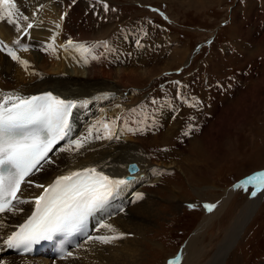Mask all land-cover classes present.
<instances>
[{
	"label": "rangeland",
	"instance_id": "rangeland-1",
	"mask_svg": "<svg viewBox=\"0 0 264 264\" xmlns=\"http://www.w3.org/2000/svg\"><path fill=\"white\" fill-rule=\"evenodd\" d=\"M34 1L37 3L41 0ZM44 1L34 5H42ZM54 1L61 7L63 0ZM200 1L203 3H189V0H92L96 7L100 3H107L111 7L110 29L119 23L140 31L144 36V57L131 55V50L129 54L126 50H120L102 58L106 61V69L126 62L129 67L152 70V75L143 80L121 86L128 95L121 97L122 105L140 108L150 105L154 97L157 100L159 98V104L171 100L177 105V111L174 105L166 102L161 105L158 114L162 109L168 115L172 113L169 124L179 119L167 140L164 138V128V131L157 128L155 132L138 136L140 141L135 144L136 150L130 153L142 159L136 161L140 168L136 173H145L153 166L155 171L139 175L145 179L141 189L137 188L142 198H136L137 201L126 208L133 207L146 196L150 198L151 203H148L153 209L149 220L142 216H130L132 221L143 223L139 238L128 228L119 231L115 226L119 238L105 246V255L114 251L127 254L130 260L136 255L134 264H167L171 257L181 251L183 243L193 230L198 229L201 221L207 215L217 213L200 230L201 234L192 246L198 257L188 260L185 256L180 258L179 264L186 260L192 264H210L231 234L236 237L222 264H264V196L241 227L243 214L247 213L249 203L254 198H250L252 187L239 188L234 196L227 192L240 176L264 168V0ZM82 4V1L74 0L73 6L69 8L70 13L66 15L65 44L69 36L79 37L77 42L89 45L94 44L86 38L104 37L99 31L102 26H107L101 20L106 11L99 14V21L96 13L101 11L102 6L92 10V16L99 22L93 21L90 13L83 14L81 28V20L78 22V19H82ZM37 14L40 15L39 11ZM41 15L42 19L51 20L48 18L53 14L48 13V17L46 14ZM53 21L50 24L54 25ZM46 28H42L46 32L43 40L50 33ZM110 32L106 33L107 39ZM83 33L90 37L81 38ZM110 41L119 46L117 36ZM134 44L135 47L139 46L136 42ZM42 48V51L46 50L47 45H42ZM67 50L66 56H78L75 49ZM134 50L139 54L137 48ZM72 60L79 63L76 59H70L68 70L77 65H73ZM175 69L182 70L169 76L165 74ZM52 71L50 68L44 70L45 74L54 73L53 76L57 77L63 76L65 72ZM20 73L21 70H16L12 74L17 76ZM136 87L138 94L133 89ZM133 93L136 95L130 97L129 94ZM187 100L190 104L194 100L201 107L191 106L190 109L184 106ZM191 125H195L194 130H190ZM165 128H168V124ZM124 144L123 140L110 142L97 164L104 162L117 170L120 164L112 160V154ZM61 153L58 152V156L52 159L53 163L58 162ZM106 155L108 158L105 159ZM96 169L111 174L105 169ZM125 169L128 171L127 167ZM217 202L211 211L204 207L205 204ZM130 213H134L133 208ZM104 229H98L99 236L103 235ZM134 237L136 241L132 239ZM97 243L100 241L93 239L82 246L65 264H77L76 261L84 254H87V259L82 264H99L102 257L92 255ZM1 250L3 256L0 257L5 261L4 264H14L12 257L5 255V249ZM117 264H124V261L121 259Z\"/></svg>",
	"mask_w": 264,
	"mask_h": 264
},
{
	"label": "bare ground",
	"instance_id": "bare-ground-1",
	"mask_svg": "<svg viewBox=\"0 0 264 264\" xmlns=\"http://www.w3.org/2000/svg\"><path fill=\"white\" fill-rule=\"evenodd\" d=\"M16 1L19 2V6L21 7L22 10L23 9L24 11L26 10L25 15H28L30 19H33L35 17L41 18L42 16L41 14H46V15L48 13H51V15L53 14L48 19L51 18V20L53 21L54 18H57L55 19V21L57 20L56 23L55 21H53L54 25L56 26V31L53 32V35H52V37L54 38L53 43H50V42H46L45 40H43V37L46 32H44L45 30H42V28H44L45 26L35 25L33 27V33L35 36L37 46H34L32 49L16 51L18 56H20L22 59H26L29 61V66L27 69H25V67L21 65L18 61L12 60L10 55L0 51V90L4 92L16 91L22 95L35 94L38 92L49 90L63 98H72L78 101L99 99V100H104L105 102H107L106 104H109V102L111 101L117 102L121 99V94L123 92L122 87H121L122 85L128 86L129 84L141 81L152 73V70H149V69L143 70V69H139V67H129L127 66L126 62H122V64L118 65V67L111 68V69H106L104 64H98L97 63L98 56H95L96 57L95 59L93 58V55L95 54V52L96 54L98 53V50H97L98 45L95 42L97 41V39L95 37L86 38L87 40H89L90 42L94 44L93 53L92 55L88 56L87 62H85V59L81 57V55L79 56L76 55L74 57L78 60L79 63L75 66V68L72 69V67H69V70H68L67 65H70V59H72L73 54L72 56H66V51L68 52V50H66L65 47H63V45H66L64 38H65V35L67 34L66 29H65L68 23L66 19L67 16L64 13H61L59 9H57V7L54 5L45 6L48 8L47 10H44L43 8L40 9L39 10L40 15L38 14L32 15L33 11L37 9V7L34 4L33 6L35 7V9H33L34 8L33 6H30L28 7V9H26L25 6H27V4L30 2L29 0H19V1L16 0ZM199 1L200 0L198 1L189 0V3H193V2L194 3L198 2V4L203 3V1H200V2ZM110 15H111V10L109 9L106 11L104 15L101 16V20H103L104 23L106 22L105 24H107V26H102L101 30L99 31L100 33H102V36H104L101 38H106L107 37L106 33H108L110 30H111V33L115 31L114 27L110 29V27H112V21L110 20L111 18L108 19ZM62 16H64L65 19H63ZM46 17H48V15ZM44 18L45 17H43V19ZM69 28H72V27H69ZM19 33L20 31L16 30L15 28H12L10 23L7 22V20H0V35L3 37L5 41L11 42V40L15 38L16 36H18ZM85 37H90V36H87V34L83 33L81 38H85ZM68 39H71L77 42L79 41L80 38L79 37L76 38L75 36H69ZM130 40H133L134 42H136L135 38L130 37ZM50 44H54L55 50H56L55 52L51 50H44V51L41 50L45 48V47L42 48V45H47V49H48V46ZM136 48L138 50V53L142 51L141 42L139 46ZM58 52L59 54H57ZM47 68H50L51 70H53L52 72H56V73H59L61 70H64L65 75L63 74V76L57 77V76H53L54 73L45 74L44 70ZM16 70H21V73L17 76L12 74ZM24 72H26L27 74L25 75ZM134 94L135 93L129 94V95H131L130 97H132ZM115 102L110 104V108L106 109L105 113L109 114L110 117H109V120H102L103 122L111 123L112 121L115 120V117H120L123 115V113L120 112L121 106L119 104H117L116 107L113 106ZM154 114H150L149 117H146L147 123H146L145 129H147V127H151L156 130L157 128L158 130L159 129L163 130L164 128L165 130V133L163 132V134L165 135L164 138L165 140L169 139L170 137H167V136L170 135L172 132H174L176 123L178 122L179 119L169 124L170 116L172 113L168 115L167 112H164L162 109L159 112V114L158 112L155 115ZM151 117L153 119H151ZM185 121H186V118L184 117L183 122ZM131 122L132 123L134 122L133 119H131ZM131 122L129 123L131 124V127H135V125L132 124ZM125 123H128V122H125ZM167 124H168V128H165V125ZM99 125L100 124L95 123V125H93L94 127L93 126L89 127L86 130L83 136L89 137L90 130H91L92 136H91V139H89L90 138L89 137L86 140L83 147H81L78 150H76L73 147L69 151H63V152L61 151L62 153L57 158L58 159L57 163L50 164L49 166H48V163H45L44 168L41 172L36 173L34 176H31V180L34 183H41V184L47 185L49 182L54 180L55 177L57 176L65 175L71 171H79L84 168L96 167V168H102V169L107 170L111 174L107 173L106 171H104V174L114 179H123L127 175H129L130 177L132 176L134 177V179L132 180H127V183L122 186V189H125V186L129 188V192L131 195L129 200L131 199L133 200L130 202L127 201L123 197V192L119 190L118 194L114 196L116 198L115 199L116 204H117L116 208H113V207L104 208L106 205H108V207H111V205H109V202L104 207L100 208L101 212L99 211L100 212L99 217L93 218L94 227L96 226L94 228V231L92 232V234H90L87 237L88 239L86 238L84 242L82 241L76 247L77 249L74 248L68 252V253H71V255L81 250L82 246L89 244L93 240V239H90L89 237H96L98 233L97 225L101 223L112 225L113 228L116 226L119 231H126L129 229V231L132 232L136 236V238H139L144 228L143 223L136 221V220L132 221L130 216L133 218L142 216L143 219H148L153 209V206L149 205L148 203L151 201L149 200L150 198L146 196L143 197L141 201L139 200L138 203L133 205V207L126 208V206L127 207L129 206V204L133 203L134 201H137L136 197H137V194L139 193L138 189H141L145 181V179H142L139 176L140 175L139 173L141 172L136 173L137 171L140 170V168L136 170L135 172H131L129 168H127L128 171L125 169V167H127V165L129 164H134L136 166L138 164L136 163V161L141 159V156L136 157L130 154L131 152L136 150L135 149L136 142L140 141V137H138L140 129L138 127H135V130L133 132H127L126 130L119 131L118 135L120 138H122L121 141L123 140L125 144L120 145L117 148V151L114 150L112 154V160L120 164V167L116 170L112 168L110 165L108 166V164L104 162L101 164H97V162H99L102 159L101 155L104 153V150L108 148L110 144V142H102V141H105L104 139L100 140V138L99 139L97 138V137H100L98 134ZM94 138L98 139V141H95ZM71 139H83V138L80 136H77L76 138H74L72 136ZM128 141L132 142L133 144L129 143ZM103 143H105V145ZM67 145L68 144L64 145L63 147H67ZM58 152L60 153L59 150L52 151V153L50 154V159L52 160L55 156H58ZM125 156L127 158H125ZM106 158H108L107 155L105 156V159ZM172 164L176 165L175 162H173ZM172 164H169V165H172ZM40 191L42 190L36 189L35 187L26 184L23 186L20 195L23 197H28L31 200L32 197L39 195ZM238 191L239 190H234L232 187H229L227 189V192H230L231 194H233L232 196H234ZM263 196H264V190H261L257 193L256 196H254V198L253 196L250 197L253 199L249 203L247 213L243 214L244 220L241 222V227L244 224V222L248 219L250 214H253V212L256 210L255 208L258 207V204L263 198ZM218 203L219 202L215 203L214 205H217ZM32 205L33 204L31 203L20 205V207H22L24 211L18 214H15L13 218L9 220L11 224L8 225L7 229L10 230L17 223H19L23 219V217L27 214V211H29L28 209L32 207ZM121 207H123L122 210H120ZM132 208L134 209V213H130ZM213 216L212 214L207 215L201 221L198 229H196L195 231L193 230V232L190 233V236L185 241V243H183L182 245V249L180 251L181 259L186 256L185 258H187L188 260H191V259L195 260L198 257L196 252L193 251L195 247L192 248V246L198 240L200 236L199 234H201L200 230L208 225V223L212 220ZM104 231L105 232L103 233L102 236H105V235L119 236L118 231L113 232L112 229H109V228H105ZM235 237L236 236L231 234V236L227 239V242L221 247L220 251L217 252L215 256L211 259L210 264H222L223 263L225 256L227 254V251H229L230 244L232 245ZM136 238L134 237L132 239L136 241ZM107 244L108 243H102L100 241V243H97L96 246H94V248L92 249V255L102 257V261L99 264H117L121 262V259L124 261V264H134V262L137 261L136 255L134 256L133 260H130V257L127 254L116 253L114 251H109V254L105 255L104 254L106 252L105 246H107ZM125 244L128 245V242L125 241ZM71 255L67 254L61 259L54 260L53 263H51V261L49 260L47 261L43 257L35 258L34 262L35 264H42V263L43 264H65L70 259ZM15 259L16 257L15 258L12 257V263L14 261V264H19L16 262ZM86 259H87V254H84L83 257L79 261H76V262L77 264H82L86 261ZM188 260H186L185 263H182V264H192Z\"/></svg>",
	"mask_w": 264,
	"mask_h": 264
},
{
	"label": "snow or ice",
	"instance_id": "snow-or-ice-1",
	"mask_svg": "<svg viewBox=\"0 0 264 264\" xmlns=\"http://www.w3.org/2000/svg\"><path fill=\"white\" fill-rule=\"evenodd\" d=\"M42 8L43 5H39L32 15H36ZM103 8L107 11L109 5L103 3ZM0 20H7L19 31L26 32L33 27L32 23H20L29 21L30 17L21 13L16 0H0ZM96 43L107 45V42ZM137 44L139 45V41ZM63 47L66 50L75 49L87 62L88 56L93 53L94 45L77 43L69 39ZM6 50L12 60L18 61L25 69L28 68V60L22 59L11 48ZM46 50L55 52L54 44H50ZM93 58L96 57L93 55ZM89 102L63 99L52 92L26 96L16 91L0 90V215L6 213L15 215L24 211L20 205L30 203L34 205L27 219L3 240V245L7 248H23L27 252L33 245L51 239L53 233L74 227L84 221L90 213L104 207L118 194L121 186L127 183L126 179H114L97 171L95 167L57 176L46 186L28 179L41 172L45 163H53L49 153L60 141L71 135L74 109L86 106ZM190 106L196 107L197 104L194 102ZM96 123L101 124L105 130L106 135L103 138L111 139L115 121ZM88 138L69 140L67 147L59 150L69 151L73 147L78 150ZM25 183L42 191L31 200L23 198L20 193L21 186ZM248 185L254 186L252 196L264 190V172L248 176L237 186ZM136 198L141 199L142 194L138 193ZM204 207L211 211L216 205L205 204ZM0 227H4L3 221H0ZM101 227L115 231L109 224H101ZM89 238L109 243L119 236ZM178 261L179 257L169 261V264H178ZM0 264L3 262L0 261Z\"/></svg>",
	"mask_w": 264,
	"mask_h": 264
},
{
	"label": "water",
	"instance_id": "water-1",
	"mask_svg": "<svg viewBox=\"0 0 264 264\" xmlns=\"http://www.w3.org/2000/svg\"><path fill=\"white\" fill-rule=\"evenodd\" d=\"M130 167H134V165H130ZM128 178V177H127Z\"/></svg>",
	"mask_w": 264,
	"mask_h": 264
}]
</instances>
